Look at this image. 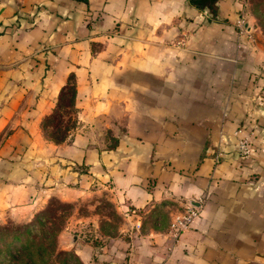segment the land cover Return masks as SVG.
Masks as SVG:
<instances>
[{
	"label": "crops",
	"instance_id": "obj_1",
	"mask_svg": "<svg viewBox=\"0 0 264 264\" xmlns=\"http://www.w3.org/2000/svg\"><path fill=\"white\" fill-rule=\"evenodd\" d=\"M243 9L0 0V215L106 189L129 224L113 264H264V49L237 33ZM69 75L75 125L55 142L41 121Z\"/></svg>",
	"mask_w": 264,
	"mask_h": 264
},
{
	"label": "rangeland",
	"instance_id": "obj_2",
	"mask_svg": "<svg viewBox=\"0 0 264 264\" xmlns=\"http://www.w3.org/2000/svg\"><path fill=\"white\" fill-rule=\"evenodd\" d=\"M243 4L242 23L236 31L244 33L251 26L253 42L264 49V0ZM260 73L264 81V70ZM257 96L253 100L264 106L263 97ZM59 115L47 128L53 136L73 123L69 107H63ZM107 192L89 191L68 200L51 195L29 214L19 209H15L17 215L1 214L0 264H113L108 257L115 254L112 242L127 236L129 224Z\"/></svg>",
	"mask_w": 264,
	"mask_h": 264
},
{
	"label": "trees",
	"instance_id": "obj_3",
	"mask_svg": "<svg viewBox=\"0 0 264 264\" xmlns=\"http://www.w3.org/2000/svg\"><path fill=\"white\" fill-rule=\"evenodd\" d=\"M193 1H196V3H197V2H200L201 0H193ZM211 7H213V6H211ZM74 93H75V88H74L73 77H72V75H69L67 77L65 84L59 90V93L57 95L56 102H55L53 109L51 110L50 113L45 115L41 121V126L43 128V134L47 138H49L55 142H59V141L64 140L67 137V130L73 128L75 125V117H74L75 109H74V104H73ZM63 107H69V109L71 110L72 117H73V123H72V125L64 126L63 132H59L58 135L53 136L47 132V128L51 124H55L54 121L56 119H58L59 117H61L59 115V112L61 113V109Z\"/></svg>",
	"mask_w": 264,
	"mask_h": 264
},
{
	"label": "built area",
	"instance_id": "obj_4",
	"mask_svg": "<svg viewBox=\"0 0 264 264\" xmlns=\"http://www.w3.org/2000/svg\"><path fill=\"white\" fill-rule=\"evenodd\" d=\"M244 3V0H239ZM241 20L238 18L236 20V26H241ZM240 129L234 131L236 134ZM236 147L238 151V155L240 158H247L250 153V143L246 136H237ZM197 215V208L195 205H186L184 210L179 218L175 221H171L170 227L172 228L173 235L178 234V232L187 226L188 222L191 221Z\"/></svg>",
	"mask_w": 264,
	"mask_h": 264
},
{
	"label": "water",
	"instance_id": "obj_5",
	"mask_svg": "<svg viewBox=\"0 0 264 264\" xmlns=\"http://www.w3.org/2000/svg\"><path fill=\"white\" fill-rule=\"evenodd\" d=\"M189 204H196V205H197V202H193V201L191 202V201H190V203H189Z\"/></svg>",
	"mask_w": 264,
	"mask_h": 264
}]
</instances>
